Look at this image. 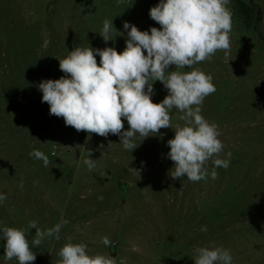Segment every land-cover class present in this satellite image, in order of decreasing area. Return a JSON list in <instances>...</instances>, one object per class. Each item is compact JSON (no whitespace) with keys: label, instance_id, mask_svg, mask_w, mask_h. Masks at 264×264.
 <instances>
[{"label":"rangeland","instance_id":"374dc122","mask_svg":"<svg viewBox=\"0 0 264 264\" xmlns=\"http://www.w3.org/2000/svg\"><path fill=\"white\" fill-rule=\"evenodd\" d=\"M240 1L252 7L253 20L245 24L230 0V53L217 51L194 65L213 76L217 90L205 98L201 114L219 126L220 158L231 152L230 166L217 168L215 180L191 182L169 175L173 129L142 142L137 136L139 146L130 152L116 135L89 137L65 126L49 114L37 87L64 75L58 59L77 46L122 52L125 21L141 31L159 28L149 16L159 0H0V193L7 196L0 227L26 228L35 220L46 230L69 221L61 240L32 246L33 264H57L68 237L87 244L90 255L110 254L127 264H195L197 246L223 247L233 264H264V0ZM105 19L124 33L107 44L99 35ZM153 88L159 103L167 90L159 81ZM170 115L173 127L183 125L178 110ZM33 148L48 155V167L29 156ZM89 151L97 165L92 171L83 163ZM212 166L210 160L209 171ZM105 236L113 247L102 243ZM5 243L0 239V264H18L5 261Z\"/></svg>","mask_w":264,"mask_h":264},{"label":"clouds","instance_id":"9594fccd","mask_svg":"<svg viewBox=\"0 0 264 264\" xmlns=\"http://www.w3.org/2000/svg\"><path fill=\"white\" fill-rule=\"evenodd\" d=\"M123 2L117 0L118 4ZM229 4L230 0H159L150 8L149 16L160 27L141 31L125 21L127 38L122 52L114 47L77 46L66 57L58 59L64 75L59 79H44L37 85L42 92V103L49 105L50 115L63 118L65 126L86 132L89 137L116 135L123 148L130 152L139 146L137 136L141 142L150 136L162 138L160 130L171 128L174 138L167 141L170 149L167 157L174 164L169 170L171 179L186 177L191 182L209 176L217 179V168L227 169L232 154L228 152L227 158H220L225 145L219 139L222 134L219 126L201 114L205 98L217 90L213 76L194 65L211 61L217 51H223L225 56L230 53L232 12ZM114 33L120 35L114 36ZM99 35L107 44L124 33L114 27L113 20L105 19ZM170 66L174 70H169ZM185 68L191 70L181 71ZM156 81L168 93L159 103L152 100ZM173 109L181 113L179 119L183 125L173 127L170 115ZM112 144L109 141V147ZM29 156L42 160L44 167L50 164L48 155L39 149L33 148ZM90 157L91 151L83 163L92 171L97 165ZM210 160L213 166L209 171ZM129 170L140 171L132 167ZM19 187H24L23 178ZM6 199L0 193V204ZM68 223L62 219L46 230L35 220L26 228L0 227V239L6 241L5 261L15 258L18 264H33L36 253L32 246H40L45 239L61 240V230ZM31 229L36 231L29 241ZM200 231L207 232V226ZM67 239L58 252L57 264H127L126 259L117 261L110 254L90 255L87 244L73 243L71 237ZM102 243L109 248L114 246L107 236L102 238ZM194 261L195 264H233V257L223 247L197 246Z\"/></svg>","mask_w":264,"mask_h":264},{"label":"trees","instance_id":"16d2710c","mask_svg":"<svg viewBox=\"0 0 264 264\" xmlns=\"http://www.w3.org/2000/svg\"><path fill=\"white\" fill-rule=\"evenodd\" d=\"M236 5H237V9L240 13V15H242V19L243 22L247 25L250 24V22L253 20V12H252V7L245 4L243 1L240 0H234ZM256 21V19H255Z\"/></svg>","mask_w":264,"mask_h":264}]
</instances>
